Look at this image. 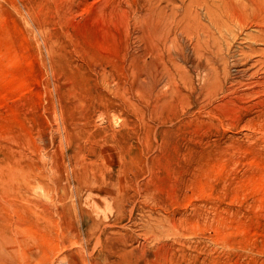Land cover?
I'll return each mask as SVG.
<instances>
[{
  "label": "rangeland",
  "instance_id": "obj_1",
  "mask_svg": "<svg viewBox=\"0 0 264 264\" xmlns=\"http://www.w3.org/2000/svg\"><path fill=\"white\" fill-rule=\"evenodd\" d=\"M257 29L264 0H0V264H264Z\"/></svg>",
  "mask_w": 264,
  "mask_h": 264
},
{
  "label": "bare ground",
  "instance_id": "obj_2",
  "mask_svg": "<svg viewBox=\"0 0 264 264\" xmlns=\"http://www.w3.org/2000/svg\"><path fill=\"white\" fill-rule=\"evenodd\" d=\"M153 8H154V7H153ZM154 9H155V8H154ZM152 10H153V9H152ZM153 11H154V10H153ZM142 16H143V15H142ZM145 16H146V15H145ZM149 16H150V15H149ZM149 16H148V17H149ZM155 16H156V15H155ZM161 16H162V15H161ZM164 16H165V15H164ZM184 16L187 17V15H184ZM188 16H189V15H188ZM190 16H191V15H190ZM143 17H144V16H143ZM157 17L159 18L158 15H157ZM167 17H168V15H167ZM167 17H166V18H167ZM146 18H147V17H146ZM162 18H163V16H162ZM166 18H165V20H167V19L169 20L170 17L167 18V19H166ZM182 18H184V17H182ZM182 18H181V19H182ZM190 18H191V17H190ZM149 19L151 20L150 24H149V23H145V24H146V25L148 24V26L150 25L149 27H151V26H152V23H155L156 20H155L154 15H153V17L150 16ZM170 19H172V18H170ZM181 19H180V20H181ZM218 19H219V18H218ZM238 19H239V18H238ZM150 20H148V21H150ZM184 20H185V22H186V21L188 20V18H187V19L184 18ZM216 20H217V19H216ZM239 20H240V19H239ZM181 21H182V20H181ZM189 21H190V20H189ZM214 21H215V19H214ZM217 21H219V20H217ZM220 21H222V20L220 19ZM145 22H146V19H145ZM167 22H168V21H166V23H167ZM182 22H183V21H182ZM169 23H170V21H169ZM169 23H168V24H169ZM187 23L190 24V22H188V21H187ZM187 23H185V24H187ZM192 23H193V22H192ZM157 24H158V23H157ZM160 24H161L160 27H161V29H162L163 24H162V23H160ZM189 24H188V25H189ZM215 24H216V22L214 23V26H216ZM217 24H218V23H217ZM221 24H222V22H221ZM188 25H186V26H188ZM219 25H220V24H218V27H219ZM192 26H193V25H192ZM192 26H191V27H192ZM195 26H196V29H197V25H195ZM220 26H221V25H220ZM222 26H223V25H222ZM157 27H158L157 25H154V26L151 28V30L153 29V31H155V32H156V31L159 32L158 30H160V29H157ZM167 27H168V26H167ZM183 27H184V26H183ZM198 27H199V26H198ZM218 27H216L215 29L217 30ZM239 27H240V26H239ZM245 27H246V26H245ZM168 28H169V27H168ZM170 28H171V27H170ZM184 28H187V27H184ZM193 28H195V27L193 26L191 30H193ZM200 28H201V27H200ZM200 28H199L198 30H201V29L204 28V27L202 26V28H201V29H200ZM164 29H165V27H164ZM187 30H189V29H187ZM202 30H204V29H202ZM207 30H208V28H207ZM148 31H149V30H148ZM163 31H164V30H163ZM163 31H161V32H163ZM169 31H170V30H169ZM195 31L197 32V30H195ZM204 31H205V30H204ZM208 31H209V30H208ZM257 31L259 32V33H258V36H257V39L259 40V38H260L261 40H264V30H263V29H259V30L257 29ZM155 32H154V33H155ZM193 32H194V31H193ZM199 32H200V31H199ZM206 32H207V31H206ZM219 32H220V31H219ZM237 32H238V31H237ZM240 32H241V31H240ZM163 33H165V32H163ZM149 34H150V33H149ZM152 34H153V32H152ZM197 34H198V32H197ZM235 34H236V33H235ZM240 34H241V33H240ZM154 35H156V34H154ZM154 35H153V36H154ZM219 35H221V33H220ZM238 35H239V34H238ZM250 35H252V34H250ZM256 35H257V34H256ZM256 35L252 36V38L255 39V38H256V37H255ZM159 36H160V34H159ZM233 36H234V35H233ZM236 36H237V34H236ZM246 36H248V34H246ZM250 38H251V37H250ZM254 39H253V40H254ZM255 41H256V39H255ZM259 41H260V40H259ZM169 42L171 43V41H169ZM169 42H168V43H169ZM208 43H209V42H208ZM159 44H160V42H159ZM159 44H158V45H159ZM161 44H164V43H161ZM172 44H174V43H171L170 45L168 44V46L171 47ZM195 44H196V43H195ZM198 44H199V43H197V48H198ZM209 44H210V43H209ZM212 44H214V42H212L210 45H212ZM200 45H202V44H200ZM207 45H208V44H207ZM210 45H208V46L210 47ZM160 46H161V45H160ZM162 46H163V45H162ZM163 47H164V46H163ZM170 47H169V48H170ZM201 47H202V46H201ZM206 47H207V46H206ZM209 47H208V49L210 50ZM214 47H215V45H214ZM248 47H249V45H248ZM166 48H167V45H166ZM195 48H196V47H195ZM211 48H212V47H211ZM249 48H250L249 51L251 50V51L254 52V51L256 50V49H255V50H252L251 47H249ZM167 49H168V48H167ZM216 49H218V48H216ZM260 49H261V48H260ZM202 50H203V49H202ZM204 50H207V48L204 49ZM209 50H208V51H209ZM211 50H212V49H211ZM261 50H262V49H261ZM261 50H260V51H261ZM136 51H137V50H136ZM200 51H201V50H200ZM216 51H217V50H216ZM220 51H221V48H220ZM256 51H257V50H256ZM137 52H138V51H137ZM204 52H206V51H204ZM211 52H212V51H211ZM217 52H218V51H217ZM158 53H159V52H158ZM208 53L210 54V52H208ZM237 53H238V52H237ZM261 53H262V52H261ZM261 53H260V55H261ZM198 54L201 55V53H198ZM203 54H204V53H203ZM206 54H207V53H206ZM212 54H213V53H212ZM221 54H222V53H221ZM250 54H251V53H250ZM256 54H257V53H256ZM142 55H143V54H142ZM153 55H155V54H153ZM246 55H247V54H246ZM246 55H244V56H246ZM254 55H255V54H254ZM263 55H264V54H263ZM151 56H152V55H151ZM204 56H205V55H204ZM218 56H219V55L217 54V57H218ZM221 56H222V55H221ZM249 56H250V55H249V53H248V56H246V57H249ZM142 57H143V56H142ZM200 57H201V56H200ZM215 57H216V55H215ZM217 57H216V58H217ZM222 57H223V56H222ZM251 57H252V56H251ZM254 57H256V56H254ZM203 58H204V57H203ZM208 58H209V57H208ZM211 58H212V57H211ZM213 58H214V56H213ZM218 58H219V57H218ZM220 58H221V57H220ZM131 59H132V58H131ZM137 59H138V58H137ZM200 59H201V58H200ZM206 59H207V58H206ZM223 59H225V58H222V60H223ZM247 59H248V58H247ZM207 60H209V59H207ZM219 60H221V59H219ZM130 61H131V63L133 62L132 60H130ZM143 61H144V60H143ZM223 61H224V60H223ZM252 61H253V60H252ZM137 62H138V61H137ZM205 62H206V60H205ZM210 63H211V62H210ZM221 63H222V62H221ZM260 63H262L260 59H256V60L254 61V64H256V65H257V64H260ZM219 64H220V63H219ZM248 64H249V63H248ZM212 65H213V64H211V68H210V69H212ZM215 65H216V64H215ZM250 65H251V64H250ZM256 65H255V66H256ZM209 66H210V65H209ZM217 66H218V65H217ZM224 66H226V64H224ZM253 66H254V65H253ZM255 66H254V67H255ZM135 67H136V66H135ZM213 67H214V66H213ZM249 67H250V66H249ZM251 67H252V66H251ZM254 67H253V68H254ZM260 67H261V66H260ZM156 68H157V66H156ZM208 68H209V67H208ZM215 68H216V67H214V70H215ZM223 68H224V67H223ZM247 68H248V67H247ZM261 68H262V67H261ZM212 71H213V69H212ZM215 71L217 72V70H215ZM247 71H248V70H247ZM156 72H158V71H156ZM255 72H256V71H255ZM255 72L253 71L252 73L254 74ZM153 73H154V71H153ZM246 73H247V72H246ZM256 73H257V72H256ZM156 74H158V73H156ZM242 75H244L243 72H242ZM129 76H130V75H129ZM156 76H157V75H156ZM251 76L253 77V75H251ZM247 77H248V75H247ZM259 77H260V76H259ZM151 78H152V77H151ZM240 79H241V78H240ZM249 79H250V78H249ZM257 79H258V78H257ZM152 80H153V79H152ZM243 80H244V79H243ZM154 81H155V80H154ZM257 81H258V80H257ZM263 82H264V80L261 81L260 84L262 85ZM154 83H155V82H154ZM235 83H236V82H235ZM237 83H238V82H237ZM249 83H250V82H249ZM240 84H241V83H240ZM245 84H246V82H245ZM245 84L243 83V85H245ZM247 84H248V83H247ZM151 85H152V84H151ZM151 85H149V86H151ZM153 85H154V84H153ZM237 85H238V84H237ZM237 85H236V86H237ZM243 85L241 84V85H239V86L242 87ZM253 85H254V84H253ZM255 85H256V84H255ZM261 87H262V86H261ZM148 88H150V87H148ZM152 88H153V87H152ZM245 88H246V87H245ZM123 89H124V88H122V90H123ZM145 89H146V88H145ZM243 89H244V88H243ZM247 89H248V88H247ZM260 89H261V88H260ZM124 90H126V88H125ZM150 90H151V89H149V91H150ZM149 91H148V93H149ZM245 91H246V90H245ZM256 91H257V90H256ZM260 91H261V90H260ZM150 92H151V91H150ZM261 92H264V91H261ZM152 93H153V92H152ZM254 93H256V92H254ZM122 94H123V92H122ZM149 94H150V93H149ZM125 95H126V92H125ZM239 95H240V94H239ZM259 95H260V94H259ZM262 95H263V94H262ZM250 96H251V95H250ZM123 98H124V97H122V100H124ZM128 98H129V97H128ZM245 98H246V97H245ZM248 98H249V97H248ZM252 99H253V98H252ZM263 100H264V99H263ZM125 101H126V100H125ZM261 103H262V102H261ZM103 104H104V103H103ZM263 105H264V104H263ZM115 119H116V118H115ZM250 122H251V121H250ZM260 122H261V121H260ZM254 124H255V123H254ZM257 125H258V124H257ZM105 130H107V129H105ZM49 135H50V139H51V134H49ZM53 135H54V134H53ZM54 137H55V135H54ZM54 137H52V139H53V140H56V139H54ZM60 137H61V136H60ZM60 137H59V138H60ZM47 138H48V140H49V137H47ZM44 139H45V138H44ZM57 139H58V138H57ZM45 140H46V139H45ZM53 140H52V141H53ZM60 140H61V138H60ZM49 141H50V140H49ZM60 142H61V141L58 140V144H57V146H58L59 144H61ZM48 143H49V142H48ZM56 143H57V142L54 143V146H55ZM45 144H46V142H45ZM61 145H62V144H61ZM55 147H56V146H55ZM207 186H208V184H207ZM210 189H211V188H210ZM206 190H207V189H206ZM208 190H209V189H208ZM204 191H205V190H204ZM209 192H210V190H209ZM6 203H7V204H11V203H8L7 201H6ZM49 209H50V208H47V210H49Z\"/></svg>",
  "mask_w": 264,
  "mask_h": 264
}]
</instances>
